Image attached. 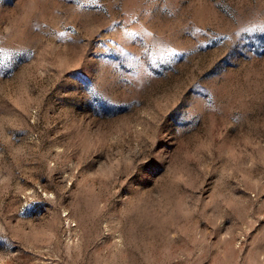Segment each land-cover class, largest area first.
I'll use <instances>...</instances> for the list:
<instances>
[{"label": "rangeland", "instance_id": "rangeland-1", "mask_svg": "<svg viewBox=\"0 0 264 264\" xmlns=\"http://www.w3.org/2000/svg\"><path fill=\"white\" fill-rule=\"evenodd\" d=\"M0 264H264V0H0Z\"/></svg>", "mask_w": 264, "mask_h": 264}]
</instances>
